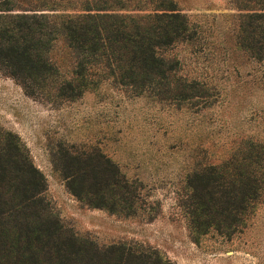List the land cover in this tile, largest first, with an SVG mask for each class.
<instances>
[{
  "label": "rangeland",
  "instance_id": "1",
  "mask_svg": "<svg viewBox=\"0 0 264 264\" xmlns=\"http://www.w3.org/2000/svg\"><path fill=\"white\" fill-rule=\"evenodd\" d=\"M174 1L193 36L165 52L177 62L169 85L137 94L99 73L88 75L98 84L79 86L71 99L55 98L51 81L33 97L0 73V128L18 135L45 176L50 212L79 236L151 246L173 264H264V196L242 230L211 227L201 235L189 226L186 204L194 170L256 167L264 145V58L239 44L240 11L231 0ZM52 59L56 81L73 77V58L60 45ZM68 150L115 162L136 183V212L89 207L70 193L57 169Z\"/></svg>",
  "mask_w": 264,
  "mask_h": 264
},
{
  "label": "trees",
  "instance_id": "2",
  "mask_svg": "<svg viewBox=\"0 0 264 264\" xmlns=\"http://www.w3.org/2000/svg\"><path fill=\"white\" fill-rule=\"evenodd\" d=\"M231 2L240 11L239 44L262 60L264 0ZM192 36L174 0H0V73L33 97L51 81L55 98L71 99L79 86L98 84L88 75L99 73L141 94L170 84L177 62L165 52ZM59 45L73 58V77L60 82L52 59ZM261 150L253 170L210 165L188 177L193 233L245 227L246 216L264 196V145ZM73 152L57 166L69 192L89 207L133 215L136 183L101 152L85 158ZM46 189L45 176L18 135L0 128V264H173L151 246L99 245L66 229L50 212Z\"/></svg>",
  "mask_w": 264,
  "mask_h": 264
}]
</instances>
